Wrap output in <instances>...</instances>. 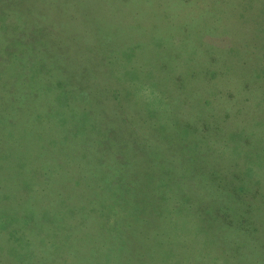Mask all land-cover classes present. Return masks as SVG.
<instances>
[{"label":"rangeland","instance_id":"rangeland-1","mask_svg":"<svg viewBox=\"0 0 264 264\" xmlns=\"http://www.w3.org/2000/svg\"><path fill=\"white\" fill-rule=\"evenodd\" d=\"M0 264H264V0H0Z\"/></svg>","mask_w":264,"mask_h":264},{"label":"trees","instance_id":"trees-1","mask_svg":"<svg viewBox=\"0 0 264 264\" xmlns=\"http://www.w3.org/2000/svg\"><path fill=\"white\" fill-rule=\"evenodd\" d=\"M249 187L247 185H244V186H241L240 187V192L244 191V193L247 192V189ZM236 187L232 189V194H231V197L230 199L232 200H238L237 202L238 203H241V204H245L244 202H242L239 197L237 196V192L235 191ZM259 191V188H256L254 190V192H258ZM248 195L247 194H244V197H241V198H247ZM220 201L218 202L217 205H213L210 207L209 209V216L212 217V219L216 220V219H219V221L221 222V225L223 224L225 226V229H228V228H232V226L236 225V223L234 222V220H240L241 222H245V220H247V218L245 217L246 215V212H250L248 209L247 210H241L240 213H235L234 215V211L235 208L232 205L231 201H226L224 197L220 198L219 199ZM235 216V217H233ZM231 223V224H230ZM227 227V228H226Z\"/></svg>","mask_w":264,"mask_h":264}]
</instances>
